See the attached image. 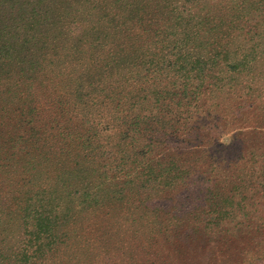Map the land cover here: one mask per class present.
I'll use <instances>...</instances> for the list:
<instances>
[{"label":"trees","instance_id":"trees-1","mask_svg":"<svg viewBox=\"0 0 264 264\" xmlns=\"http://www.w3.org/2000/svg\"><path fill=\"white\" fill-rule=\"evenodd\" d=\"M122 1L145 39L158 45L165 31L144 26L150 0H97V10ZM9 2L0 10V192L16 210L1 209L0 229L14 220L21 238L7 249V237L0 239V264H61L56 254L66 243L58 222L74 213V202L79 212L118 202L123 208L130 200L143 205L147 190L178 188L187 170L171 146L180 149L177 135L189 107L202 103L207 75L179 79L178 56L161 67L175 45L166 52L159 45L151 57L147 46L135 45L128 60L103 45L94 47L97 54L67 46L72 38L49 30L60 20L41 0ZM167 2L154 0L157 16ZM104 19L99 35L109 39ZM110 24L121 25L114 16ZM84 52L105 62L81 67Z\"/></svg>","mask_w":264,"mask_h":264},{"label":"rangeland","instance_id":"rangeland-1","mask_svg":"<svg viewBox=\"0 0 264 264\" xmlns=\"http://www.w3.org/2000/svg\"><path fill=\"white\" fill-rule=\"evenodd\" d=\"M9 3L0 0L1 12ZM125 3H105L103 11L97 0L39 5L60 20L49 30H66L72 38L67 46L95 52L103 45L128 60L135 45L147 46L150 57L159 45L162 52L175 45L161 67L178 56L179 79L207 75L202 103L189 107L177 135L180 149L171 146L182 153L175 157L187 172L176 190L145 191L143 205L130 200L123 208L118 202L113 209L79 212L74 202V213L58 222L66 245H59L56 258L61 264H264V0H168L161 16L150 0L144 26L165 31L158 45L145 39ZM113 16L118 28L110 24ZM101 19L109 39L99 35ZM81 57L85 68L105 62L87 52ZM157 72L165 82L167 69ZM4 196L0 192V220L2 208L16 210ZM8 224V231L0 229L5 249L21 238L14 220Z\"/></svg>","mask_w":264,"mask_h":264}]
</instances>
